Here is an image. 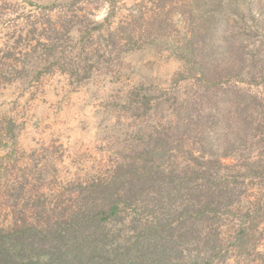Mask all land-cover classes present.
<instances>
[{
	"label": "rangeland",
	"instance_id": "obj_1",
	"mask_svg": "<svg viewBox=\"0 0 264 264\" xmlns=\"http://www.w3.org/2000/svg\"><path fill=\"white\" fill-rule=\"evenodd\" d=\"M227 24L234 54L226 61L244 71L224 93L233 105L251 104L264 132V0H0V228L31 220L36 205L69 204L81 182L109 176L162 120L144 96L166 107L192 103L204 85L192 54L202 36L192 31L208 30L211 51L218 39L225 47ZM50 36L64 47V69L43 68ZM23 62V73L9 67ZM255 182L246 194L258 192ZM263 226L261 215L247 252L210 264H264Z\"/></svg>",
	"mask_w": 264,
	"mask_h": 264
},
{
	"label": "trees",
	"instance_id": "obj_2",
	"mask_svg": "<svg viewBox=\"0 0 264 264\" xmlns=\"http://www.w3.org/2000/svg\"><path fill=\"white\" fill-rule=\"evenodd\" d=\"M207 31H192L202 36L192 54L204 84L192 103L166 107L167 99L144 96L149 112L162 108L158 126L130 147L109 176L81 182L71 203L36 205L31 220L1 227L0 264H210L249 250L264 215V132L252 105H233L223 89L244 71L237 61H226L234 54L228 24L225 47L218 39L207 51ZM44 39L43 68L64 69L58 36ZM197 50L206 51L204 58ZM9 67L23 73L26 64ZM248 144L259 147L257 154H245ZM180 153L184 162L173 160ZM248 180L256 181L258 192L246 194Z\"/></svg>",
	"mask_w": 264,
	"mask_h": 264
}]
</instances>
